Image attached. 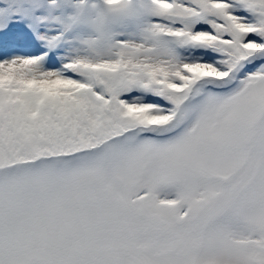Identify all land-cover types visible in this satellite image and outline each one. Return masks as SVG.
<instances>
[{
  "label": "snow or ice",
  "instance_id": "obj_1",
  "mask_svg": "<svg viewBox=\"0 0 264 264\" xmlns=\"http://www.w3.org/2000/svg\"><path fill=\"white\" fill-rule=\"evenodd\" d=\"M0 264H264V0H0Z\"/></svg>",
  "mask_w": 264,
  "mask_h": 264
}]
</instances>
